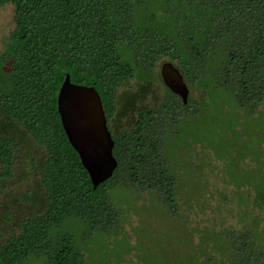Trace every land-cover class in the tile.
Segmentation results:
<instances>
[{
    "label": "trees",
    "instance_id": "1",
    "mask_svg": "<svg viewBox=\"0 0 264 264\" xmlns=\"http://www.w3.org/2000/svg\"><path fill=\"white\" fill-rule=\"evenodd\" d=\"M7 3L14 7L15 27L0 54V189L27 139L45 150L44 159L32 165L44 203L39 212L19 216L27 193L7 212L15 224L7 236L0 234V264H24L30 257L83 264L65 224L75 219L99 234L118 230L111 193L116 183L155 188L173 211L174 175L165 166L166 145L178 151L184 140L202 142L228 161L245 156L228 137L231 132L235 138L241 118L232 108L225 112L222 102L227 98L252 114L264 104V0H0V7ZM161 61L179 68L187 86L202 97L193 98L189 90L184 105L163 84L162 98L143 104L161 79ZM67 73L73 83L96 88L108 118L121 98L122 107L133 111L132 123L113 133L117 168L96 190L57 111ZM130 82L136 83L134 91L125 88ZM228 116L236 122L224 131ZM208 118L211 127L202 138ZM260 175L254 204L264 212V172ZM210 234L222 238V257L182 250L174 258L163 252L160 264H264L255 221L240 231Z\"/></svg>",
    "mask_w": 264,
    "mask_h": 264
},
{
    "label": "rangeland",
    "instance_id": "2",
    "mask_svg": "<svg viewBox=\"0 0 264 264\" xmlns=\"http://www.w3.org/2000/svg\"><path fill=\"white\" fill-rule=\"evenodd\" d=\"M154 5L161 7V4ZM13 14L12 4L0 7V54L15 27ZM162 62H159L158 70ZM125 88L134 91L137 86L130 82ZM189 90L193 98L202 97L191 87ZM162 91L163 82L160 79L152 84V91L144 95L143 104L151 105L159 101ZM226 99L222 102L223 110L230 112L231 108L234 109L231 111L237 113L242 122L236 129L239 137L237 133L235 138L231 137V132L228 137L231 143L237 140L234 148H242L241 153L245 156L240 158L233 152L231 156H236L235 161H228L226 155L223 158L217 156L211 147L202 142L189 144L184 140L179 143L182 148L178 151L169 147L170 144L166 145L165 166L174 175V210L171 211L162 202L155 188L147 190L116 183L111 193L120 215L118 230L99 234L90 232L85 223L75 219H69L65 224L66 231L73 234L74 243L83 255V264H160L163 252L177 258L182 250H187L192 256L197 251L201 258L210 254L222 257L224 242L221 237L217 239L210 233L240 231L252 221L258 226L264 245V212L254 204L256 187L261 184L260 173L264 172V104L258 105L255 114H252L247 108L230 105L231 101ZM121 103L122 98L110 120L115 133L132 123L133 111L129 112ZM137 104L142 105L140 102ZM252 119L255 121H250ZM207 121L202 138L211 127V118ZM234 122L236 120L228 116L222 130H228ZM261 126L263 129H260ZM222 150L218 147L216 151L221 153ZM44 156V148L34 142L25 139L20 144L11 175L1 181L4 185L0 189L2 236H7L14 229L12 221L15 218L11 216L9 222L5 217L7 212L18 207L27 193L28 202L18 207L19 216L39 212L43 208L44 192L32 174V165L39 164ZM24 264L48 262L43 257H30Z\"/></svg>",
    "mask_w": 264,
    "mask_h": 264
},
{
    "label": "water",
    "instance_id": "3",
    "mask_svg": "<svg viewBox=\"0 0 264 264\" xmlns=\"http://www.w3.org/2000/svg\"><path fill=\"white\" fill-rule=\"evenodd\" d=\"M159 73L163 84L186 105L189 88L179 68L164 61ZM56 105L67 140L96 190L118 165L100 94L94 86L73 83L67 73L58 90Z\"/></svg>",
    "mask_w": 264,
    "mask_h": 264
},
{
    "label": "flooded vegetation",
    "instance_id": "4",
    "mask_svg": "<svg viewBox=\"0 0 264 264\" xmlns=\"http://www.w3.org/2000/svg\"><path fill=\"white\" fill-rule=\"evenodd\" d=\"M103 108H104V106H103ZM104 111H105V109H104ZM105 115H106V120H107V127H108V129H109V131H110V133H111V135H112V138H113V127H112V125H111V122H110V120H111V118L112 117H107V114H106V112H105Z\"/></svg>",
    "mask_w": 264,
    "mask_h": 264
}]
</instances>
